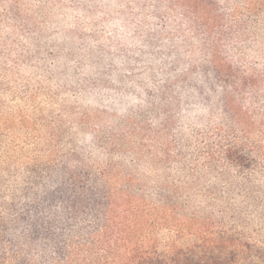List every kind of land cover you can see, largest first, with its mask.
Here are the masks:
<instances>
[{
    "label": "trees",
    "instance_id": "1",
    "mask_svg": "<svg viewBox=\"0 0 264 264\" xmlns=\"http://www.w3.org/2000/svg\"><path fill=\"white\" fill-rule=\"evenodd\" d=\"M69 1V36L25 34L59 108L0 111V264H264V67L225 50L264 52V0ZM104 2L121 28L80 33Z\"/></svg>",
    "mask_w": 264,
    "mask_h": 264
},
{
    "label": "rangeland",
    "instance_id": "2",
    "mask_svg": "<svg viewBox=\"0 0 264 264\" xmlns=\"http://www.w3.org/2000/svg\"><path fill=\"white\" fill-rule=\"evenodd\" d=\"M18 2L16 5L18 7L19 19L16 23L17 31L11 29V26H6V24H0V35H2V42L5 40L6 42V50L5 55L2 61L8 65L9 74L5 76L2 84H0V111H8L19 109L22 106L32 107V109H41L42 106L49 107L50 109H58L56 108V102L54 97L58 98L61 96H66L64 92L65 89H69V87L56 86V88H52L50 86L54 85L55 82L45 83L39 82L35 80L37 77L36 71L33 72L28 66L30 65L31 55L30 46L31 40L25 37V34L28 33L30 37L37 36L40 42L49 41V38L53 41H59L61 35L69 36L71 32L75 29L72 25V19L68 17L67 14L69 12L65 11L63 8L54 5L51 6L52 2H58V0H13ZM99 2V1H98ZM118 3V2H117ZM76 4L73 0L68 2V5L74 6ZM121 5V4H120ZM125 3H122V6L118 7H109L106 11L105 19H101V13L107 8V3L104 2L102 6H99L98 3H94L92 8L96 9L98 12L96 15L90 14V16H94L91 19H88L86 22V26L83 27L79 32L84 33L86 30H91L97 25H102L103 22L109 23V28L101 33V38L103 40L104 37H108V33L114 27L121 28L122 24L118 22V19L122 12L126 9L124 8ZM105 9H104V8ZM236 10L244 12L242 7L236 8ZM264 13V9L262 11ZM3 14V9L0 7V15ZM89 14V13H87ZM255 17V21L257 18L262 17L261 12L258 14V17ZM1 21V20H0ZM263 21V20H262ZM63 26L65 29L61 33H56L55 27ZM86 29V30H85ZM87 31V32H88ZM86 32V33H87ZM50 36V37H49ZM49 37V38H48ZM8 43V45H7ZM260 45L257 43L254 47ZM235 43H231L228 46H225L226 52L229 54V58L239 61L241 64H251L254 65L257 63L258 67H264V52L259 50L257 54H249V52L244 51L242 54H235V58L231 53V50L234 49ZM64 56H58L57 59H61ZM69 65L68 69L64 71L68 76L69 72L72 71V62L77 55H69ZM193 59L198 60V55L194 54ZM193 60V61H194ZM87 62V61H86ZM192 62V61H187ZM87 65H89L87 63ZM8 72V70H7ZM91 67L88 66L87 69L82 72V76L93 78L91 76ZM63 74V72H61ZM76 72H71L73 75L74 82H77V87L82 88L80 82H78V74ZM59 82V81H58ZM93 81L90 80L88 83V87L92 86ZM75 84V83H74ZM55 86V85H54ZM44 87L47 90V95H44L40 92V88ZM31 94L32 99L27 98V95ZM77 102L76 100L69 101L68 103ZM67 102H64V104ZM58 104H63V102L58 100ZM63 104V105H64ZM43 119L39 123V127L43 124L48 123L50 117H46V112L42 113ZM104 118H106L104 116ZM40 120V117L38 118ZM106 125H110V122H106ZM24 140V137H21ZM34 139H30V144L25 147V149H21V154H24L25 151H29L34 154L35 151L31 146Z\"/></svg>",
    "mask_w": 264,
    "mask_h": 264
}]
</instances>
